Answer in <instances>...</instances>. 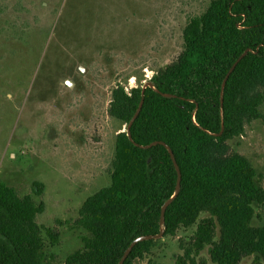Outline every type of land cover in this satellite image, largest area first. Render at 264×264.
Segmentation results:
<instances>
[{"label": "trees", "instance_id": "16d2710c", "mask_svg": "<svg viewBox=\"0 0 264 264\" xmlns=\"http://www.w3.org/2000/svg\"><path fill=\"white\" fill-rule=\"evenodd\" d=\"M183 40L178 58L151 78L157 90L175 97L146 88L131 126L138 145H169L181 170L180 192L165 212L164 237L196 225L192 245L174 264H206L195 258L207 245L215 264H241L247 257L264 264V224L253 225V205L264 204V189L250 161L229 145L252 122H264V0H211L203 14L189 19ZM247 48L252 52L229 76L221 105L223 79ZM142 85L112 90L108 115L125 129ZM176 182L164 146L143 149L125 131L118 133L111 184L80 208L76 224L89 236L65 264H118L135 238L160 232L161 207L174 195ZM34 186L41 196L43 185ZM44 210L43 202L20 197L0 181V264H47L43 230L53 242L57 235L37 223ZM203 213L208 216L200 219ZM155 244L138 243L124 264H140Z\"/></svg>", "mask_w": 264, "mask_h": 264}, {"label": "rangeland", "instance_id": "374dc122", "mask_svg": "<svg viewBox=\"0 0 264 264\" xmlns=\"http://www.w3.org/2000/svg\"><path fill=\"white\" fill-rule=\"evenodd\" d=\"M210 2L0 0V181L45 204L37 223L57 235L53 242L43 230L45 263L65 264L83 247L89 233L76 224L80 208L111 184L116 135L125 130L108 115L112 90H130L174 62L189 19ZM229 145L250 161L264 189V122H252ZM253 208V225H263L264 204ZM195 231L180 227L156 240L140 264H174ZM210 250L196 262L215 264Z\"/></svg>", "mask_w": 264, "mask_h": 264}, {"label": "water", "instance_id": "95a60500", "mask_svg": "<svg viewBox=\"0 0 264 264\" xmlns=\"http://www.w3.org/2000/svg\"><path fill=\"white\" fill-rule=\"evenodd\" d=\"M252 52L251 48H247L237 59L236 61L232 64L231 68L229 69V71L227 72L225 78L223 79V82H222V87H221V105L223 103V90L226 86V83H227V80L229 78V76L232 74V72L235 70L236 66L239 64V62L248 54ZM79 70L82 72V73H86V68L80 66ZM71 86V85H69ZM146 88H152L154 89L157 93H160L162 96L164 97H175L174 95L172 94H167V93H162L161 91L157 90L154 86V84L152 83L151 80H148L146 82L143 83L142 85V88H141V100L139 102V105L134 113V115L131 117L129 123L127 124L126 126V129L124 130L126 133H127V136L129 138V140L137 147H140V148H143V149H149L155 145H162L164 146L169 155H170V158L172 160V163L174 165V168L176 170V173H177V182H176V186H175V193L172 197H170L169 199H167L164 204L162 205L161 207V214H160V232L156 235H144V236H139L137 238H135L130 244L129 246L125 249L122 257L120 258L118 264H124V262L126 261V259L128 258V256L130 255V253L132 252L133 248L140 242H144V241H149V240H158V239H161L164 237V232H165V229H164V224H165V212L167 210V208L169 207V205L173 202V200L175 199V197L179 194L180 192V183H181V170H180V167L176 161V158H175V155L173 153V151L171 150V148L169 147V145H167L165 142H162V141H155V142H152L151 144L149 145H146V146H141V145H138L137 143H135L132 139V136H131V126L133 125V123L135 122V120L137 119L141 109H142V106H143V103H144V93H145V90ZM223 129L224 127L222 126V129H221V132L219 134H216V136H220L222 135L223 133ZM123 131V132H124Z\"/></svg>", "mask_w": 264, "mask_h": 264}]
</instances>
